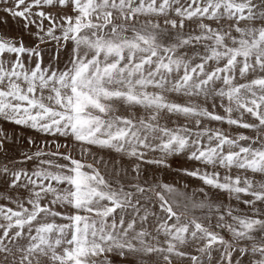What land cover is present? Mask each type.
Returning a JSON list of instances; mask_svg holds the SVG:
<instances>
[{
  "label": "snow or ice",
  "instance_id": "6c2138e0",
  "mask_svg": "<svg viewBox=\"0 0 264 264\" xmlns=\"http://www.w3.org/2000/svg\"><path fill=\"white\" fill-rule=\"evenodd\" d=\"M0 264H264V0H0Z\"/></svg>",
  "mask_w": 264,
  "mask_h": 264
},
{
  "label": "rangeland",
  "instance_id": "374dc122",
  "mask_svg": "<svg viewBox=\"0 0 264 264\" xmlns=\"http://www.w3.org/2000/svg\"><path fill=\"white\" fill-rule=\"evenodd\" d=\"M179 167H191V164L185 162V160L182 158H177L173 161V168H179ZM164 178L172 182L179 181L177 186H182L184 183H187L189 185V188H188L189 192H191L192 189L196 188L200 183L199 181H196L190 178H182L180 176H177L176 173L172 171L165 173Z\"/></svg>",
  "mask_w": 264,
  "mask_h": 264
}]
</instances>
